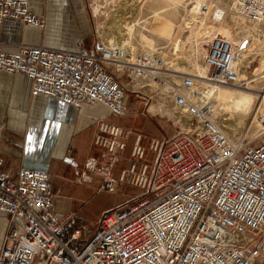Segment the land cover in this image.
Listing matches in <instances>:
<instances>
[{"label":"built area","instance_id":"built-area-1","mask_svg":"<svg viewBox=\"0 0 264 264\" xmlns=\"http://www.w3.org/2000/svg\"><path fill=\"white\" fill-rule=\"evenodd\" d=\"M240 2L243 15L264 25V0ZM87 4L97 19L92 1ZM116 7L104 17L117 15ZM7 18L38 27L44 20L30 10V0H0V72L26 75L33 92L75 108L101 104L118 117L130 114L129 96L143 94L147 109L141 115L156 116L148 111L153 102L146 94L154 84L162 96L156 104L189 120L173 137L151 138L148 145L137 134L118 178L113 170L131 131L99 122L95 145L110 154L109 164L98 169L100 190L120 194L131 187L139 194L105 211L91 233L77 226L74 215L60 219L54 214L47 172L22 167L12 175L1 169L0 159V213L9 222L0 264H260L264 120L255 144L230 139L211 104L195 99L194 77L185 76L181 87H172V73L161 61L154 65L137 56L133 63L121 49L107 48L109 42L97 34L90 48L76 52L24 44L9 52L1 40ZM204 59L209 84L231 87L239 82L237 48L230 42L214 39Z\"/></svg>","mask_w":264,"mask_h":264},{"label":"crops","instance_id":"crops-1","mask_svg":"<svg viewBox=\"0 0 264 264\" xmlns=\"http://www.w3.org/2000/svg\"><path fill=\"white\" fill-rule=\"evenodd\" d=\"M111 8L105 7L104 11L109 12ZM30 10L43 18V27L7 18L2 27L1 40L9 52L22 44L68 52L88 49L95 41L94 30L101 26L104 16L94 15L98 19H93L87 0H30ZM101 109L105 114L99 112ZM129 113L125 117L114 116L101 104L75 108L33 92L31 81L24 74L0 72V159L4 162L1 169L12 175H16L22 167L47 172L54 194V214L60 219L74 215L77 226L85 227L91 233L101 216L87 220L77 208L67 206L64 200L74 196L80 186H90L96 188L97 193L102 192V177L98 168L109 164L110 154L106 148L95 145V139L100 135L99 122L105 121L131 131L125 150H128L129 156L137 134L146 137V145L151 138L174 136L162 134L169 129L162 121L151 123L145 115ZM149 124L157 133L149 135L143 132V127ZM124 152L119 154L123 157ZM86 176H91L93 181L84 182ZM128 188L131 187L124 191L127 192ZM137 195L124 197L119 205ZM8 223V217L0 213V251Z\"/></svg>","mask_w":264,"mask_h":264},{"label":"bare ground","instance_id":"bare-ground-1","mask_svg":"<svg viewBox=\"0 0 264 264\" xmlns=\"http://www.w3.org/2000/svg\"><path fill=\"white\" fill-rule=\"evenodd\" d=\"M91 1L94 8L93 14L99 16L107 4L106 0ZM230 1L231 5H226L223 11L224 14L230 13L232 15L233 26L230 27L229 36L223 34L224 25H219L217 29L212 27L205 29L201 25L189 26L185 42L179 43L176 49L177 55L181 57L180 64L169 63L166 71L172 73L170 75L171 79L175 81L177 86L183 83L185 76L194 77L196 80L194 86V89H196L195 99L202 101V103L211 104L215 119H217L216 113L218 114V110L228 112L229 117L223 123L225 128L222 122L217 121V123L220 127L222 126L224 133L230 139L236 138L237 133L242 132L248 122L251 123V126L247 130V135L253 139L258 134L259 123L264 119V95H261L264 90V25L259 22L261 19L253 21L241 13L240 0ZM131 2L134 5L132 11L130 10L131 13L119 14L112 21L114 30L101 32V37L109 42L107 48L121 49L130 56L134 51L135 30L141 28L140 20L133 21L136 14L144 6L149 5L153 15L173 19L176 18V10L179 5L177 0H120V5H129ZM201 6H203L201 0L194 2L191 0L183 22L190 21L193 12ZM216 38L226 40L237 48L236 68L239 74V82L234 86L208 85L205 80L209 73V67L204 59L206 45ZM253 56H258L260 59L259 67L249 77L248 69ZM143 57L154 65L161 61L159 56L153 58L145 55ZM130 61L134 63L136 59L130 58ZM245 81L247 87L243 88ZM171 82L173 83V81ZM249 116H252L251 121ZM185 118L187 123L189 118L187 115H185Z\"/></svg>","mask_w":264,"mask_h":264},{"label":"rangeland","instance_id":"rangeland-1","mask_svg":"<svg viewBox=\"0 0 264 264\" xmlns=\"http://www.w3.org/2000/svg\"><path fill=\"white\" fill-rule=\"evenodd\" d=\"M179 2V5L176 10V18L170 19L169 17L163 18L161 15L155 16L152 14V9L149 5L144 6L138 14H136L134 18V22L137 20H140L141 28H136L135 35H134V51L132 53L131 58L136 59L137 56H145L148 55L150 57H157L161 58V62L163 63L164 68L167 70V65L169 63L179 65L181 62V57L177 55L176 49L179 43L185 42L188 28L189 26H198L201 25L202 27H205L207 29L208 27H212L213 29H217L219 25H224L223 28V34L225 36H229L230 27L233 26V20L232 15L224 14L223 11L226 8V5H231L230 0H201L203 6L200 8H196V10L193 12L190 21L187 20L186 22H183L184 17L186 15L187 9L190 6L191 0H177ZM197 1V0H193ZM106 8H110L113 5H116L118 13L117 15H112L111 18H105L103 15L105 14V11L101 12L99 16H103V20H101V26H98L95 31V34L98 36H101V32H111L114 30L112 21L116 19L119 14H125V12L131 13V9L134 5H132V2L129 5H120V0H106ZM210 4V5H209ZM216 6V7H214ZM130 7V8H129ZM217 8V9H215ZM125 10V11H124ZM128 10V11H127ZM131 10V11H130ZM203 10V11H202ZM218 12H216V11ZM111 12V9H110ZM103 14V15H102ZM97 16V17H99ZM110 16V15H109ZM207 16V17H206ZM98 19V18H97ZM110 19V20H109ZM111 23V25H110ZM109 29V30H108ZM179 32V33H178ZM103 38V37H101ZM208 45H206V52L208 49ZM259 58L258 56H253L252 63L250 65V68L248 69V75L251 77L253 75L254 70H256L259 67ZM120 80L127 84L129 82V79L126 77H120ZM173 81V83L171 82ZM168 82L171 84V86H175L176 83L173 79L169 77ZM209 85V83H208ZM246 81L244 82L243 88H246ZM182 83L178 87H181ZM156 87L157 85L151 84L150 88L146 90V94L152 98L153 104L149 107V113L156 115V116H150L145 115L146 118L151 123H157L158 121H162L163 124H166L169 129H167L165 132L162 131V134L165 136H173L175 135L181 128L185 129L186 126V120L185 115H176L174 111H166L164 109H161V104H156L157 102H161V93L157 92ZM143 94H140L138 96H129L128 99L125 101V104L128 105L129 110L132 112H135L134 115L137 116L141 115V113H146V109L144 107V102L142 100ZM168 101V99H167ZM170 104V99H169ZM99 112L105 114V111L102 112V109L99 110ZM221 114V115H220ZM164 115L167 116L164 117ZM227 115V116H226ZM144 116V117H145ZM217 120L222 122V125L224 126V122L229 117L228 112L218 110V114L216 113ZM252 117V116H251ZM249 116V120L251 121V118ZM117 119V118H115ZM264 120V119H263ZM262 120V121H263ZM180 121V123H178ZM261 121V122H262ZM261 122L258 124V131L257 135H255L252 138H250L247 135V130L250 129L251 123L245 124V129L242 132L237 133L236 138H233L236 141L244 142L246 144H255L257 141L256 138L261 133L262 130V124ZM250 124V125H249ZM222 127V126H221ZM225 128V126H224ZM143 132L147 134H155L157 133L153 126L145 125L143 127ZM168 133V134H167ZM133 140V138H132ZM132 144V141L128 142V146L130 148ZM129 152L128 150L124 152V155L122 157V160L120 163L116 166L114 170V175L116 177H119L121 174V171L125 168L127 163V157ZM99 169V168H98ZM101 176V175H100ZM138 191V190H137ZM136 191V189L128 188L127 192L122 191L120 194L125 195H118V194H112L105 191H102L101 193H97V189L90 187V186H80L77 191H75V195L71 198L64 200V202H67V206L74 207L79 210V213L82 215V217L86 218L87 220H95L98 216H102V212L104 210H107L109 208L115 207L123 202L124 197L139 194ZM74 194V191H73ZM263 257V258H262ZM264 251L261 254V257L258 260V263L264 264Z\"/></svg>","mask_w":264,"mask_h":264}]
</instances>
